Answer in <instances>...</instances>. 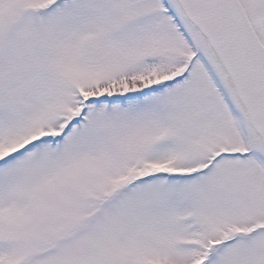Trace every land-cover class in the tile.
<instances>
[{
	"label": "snow or ice",
	"instance_id": "1",
	"mask_svg": "<svg viewBox=\"0 0 264 264\" xmlns=\"http://www.w3.org/2000/svg\"><path fill=\"white\" fill-rule=\"evenodd\" d=\"M0 264H264V0H0Z\"/></svg>",
	"mask_w": 264,
	"mask_h": 264
}]
</instances>
